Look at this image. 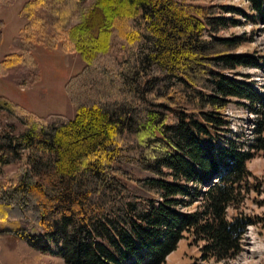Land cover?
<instances>
[{"label": "trees", "instance_id": "16d2710c", "mask_svg": "<svg viewBox=\"0 0 264 264\" xmlns=\"http://www.w3.org/2000/svg\"><path fill=\"white\" fill-rule=\"evenodd\" d=\"M87 1L26 2L22 53L0 63L3 76L33 46L83 63L64 85L72 119L0 97L23 127L0 134V174L16 165L18 175L0 181V237L45 253L54 244L66 264H163L185 234L204 243L203 260L235 258L253 220L228 210L248 192L247 163L264 154V96L226 73L264 57L221 36L223 0H94L83 11ZM247 1L249 13L228 10L264 26V0ZM234 99L258 117L247 151L221 135Z\"/></svg>", "mask_w": 264, "mask_h": 264}, {"label": "rangeland", "instance_id": "374dc122", "mask_svg": "<svg viewBox=\"0 0 264 264\" xmlns=\"http://www.w3.org/2000/svg\"><path fill=\"white\" fill-rule=\"evenodd\" d=\"M29 0H15L11 5L0 3V63L11 54H21L23 45L19 38L20 30L25 20L20 16L22 6ZM94 0H88L82 7L86 11ZM218 16L229 20L228 27L221 31V36L244 37L243 46L238 53L264 57V26L257 25L245 19L240 12H231L235 8L249 13L247 0H223ZM79 16L72 21L78 22ZM231 20L236 21L232 23ZM32 58L24 65L7 70L0 75V97L20 106L27 113L36 117L61 115L72 119L74 107L64 92L68 79L83 68L78 55L66 54L59 46L47 48L33 46L30 49ZM2 68L0 67V72ZM229 77L248 83L264 96V62L261 67L240 68L227 73ZM223 118L226 127L222 138L239 142L241 150H247L255 142L254 127L257 115L249 108L245 100H232L224 111ZM11 131L20 134L23 127L10 112L0 110V134ZM251 173L248 178V192H244L242 203L237 210H228V216L235 213L253 220L242 236L239 254L227 261L217 262L214 259L203 260L201 247L191 236H185L178 242L176 250L168 255L163 264H264V154L257 153L247 163ZM18 178L16 165L3 168L0 181H16ZM181 209V208H180ZM182 211H192L193 207L182 208ZM19 236V235H18ZM13 236L0 237V264H66L59 255V249L50 243H42L41 252L31 245L26 238Z\"/></svg>", "mask_w": 264, "mask_h": 264}]
</instances>
